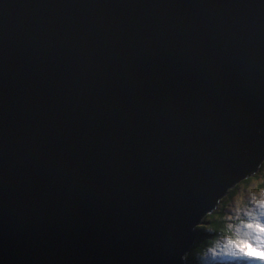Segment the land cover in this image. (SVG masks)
Instances as JSON below:
<instances>
[{
  "label": "water",
  "instance_id": "95a60500",
  "mask_svg": "<svg viewBox=\"0 0 264 264\" xmlns=\"http://www.w3.org/2000/svg\"><path fill=\"white\" fill-rule=\"evenodd\" d=\"M264 163V0H0V264H185Z\"/></svg>",
  "mask_w": 264,
  "mask_h": 264
},
{
  "label": "rangeland",
  "instance_id": "374dc122",
  "mask_svg": "<svg viewBox=\"0 0 264 264\" xmlns=\"http://www.w3.org/2000/svg\"><path fill=\"white\" fill-rule=\"evenodd\" d=\"M264 181V167L258 177L253 178L249 183H239L235 198L225 200L219 205V210L224 213L229 229V236L217 246L216 253L224 260L239 258L232 255V243L246 242L256 248L264 242V233L254 231V229H264V189L259 188V184ZM226 199V198H225ZM203 220L200 227H206ZM238 264H264L259 260H249L248 262Z\"/></svg>",
  "mask_w": 264,
  "mask_h": 264
},
{
  "label": "trees",
  "instance_id": "16d2710c",
  "mask_svg": "<svg viewBox=\"0 0 264 264\" xmlns=\"http://www.w3.org/2000/svg\"><path fill=\"white\" fill-rule=\"evenodd\" d=\"M256 177H258V175ZM251 180L252 179L246 180L244 183H249ZM259 188L264 189V181L259 184ZM236 190V187L232 189L227 195L226 199H224L222 202H224L225 200L228 202V200L235 197L237 195ZM218 210L219 207L215 212L207 215L204 218L206 227L196 228L199 231L200 235L196 237L195 245L192 247L189 254L185 258V262L187 264H210L211 262L207 263L205 260H203L207 258L208 251L217 248L218 243H220L222 239L230 235L229 229L227 228L226 219L224 217L225 215Z\"/></svg>",
  "mask_w": 264,
  "mask_h": 264
},
{
  "label": "clouds",
  "instance_id": "9594fccd",
  "mask_svg": "<svg viewBox=\"0 0 264 264\" xmlns=\"http://www.w3.org/2000/svg\"><path fill=\"white\" fill-rule=\"evenodd\" d=\"M264 164V163H263ZM262 167H263V165H262ZM261 170H262V168H261ZM260 170V171H261ZM260 171H259V173L257 174V175H259L260 174ZM257 175H255L254 177H252V178H250V179H253V178H255ZM249 180V179H248ZM246 181V180H245ZM245 181H242V182H245ZM241 183V182H240ZM238 185L239 184H237L235 187L237 188L238 187ZM235 187H233L232 189H234ZM231 189V190H232ZM230 190V191H231ZM229 191V192H230ZM229 192H228V194H229ZM227 194V195H228ZM227 195H226V197H227ZM225 197V198H226ZM224 198V199H225ZM233 198H235V197H233ZM232 198V199H233ZM223 199V200H224ZM222 200V201H223ZM222 201L220 202V204L222 203ZM259 202H264V199H261ZM219 204V205H220ZM219 207V206H218ZM204 220V219H203ZM227 223V222H226ZM254 231H259V232H261V233H264V229H254ZM228 237V236H227ZM227 237H225L224 239H226ZM224 239H222V241L224 240ZM221 241V242H222ZM220 242V243H221ZM219 244V243H218ZM194 245H195V241H194ZM193 245V246H194ZM261 247H264V242H261L260 244H259ZM192 246V247H193ZM218 247V246H217ZM192 249V248H191ZM216 251H217V248H215V249H211L210 251H208V253H207V258H205V259H203V260H205L207 263H209V262H211L210 264H225V263H230V264H238V263H243V262H248L249 263V260H247V259H244V258H233V259H231V260H224V259H221V258H225V257H221V256H219V254H217L216 253ZM189 254V253H188ZM187 254V255H188ZM186 255V256H187ZM186 256H185V258H186ZM200 258V257H199ZM185 261H186V259H184ZM185 264H187L186 262H185Z\"/></svg>",
  "mask_w": 264,
  "mask_h": 264
},
{
  "label": "snow or ice",
  "instance_id": "6c2138e0",
  "mask_svg": "<svg viewBox=\"0 0 264 264\" xmlns=\"http://www.w3.org/2000/svg\"><path fill=\"white\" fill-rule=\"evenodd\" d=\"M232 255L247 260H259L264 262V247H252L246 242L232 243Z\"/></svg>",
  "mask_w": 264,
  "mask_h": 264
}]
</instances>
